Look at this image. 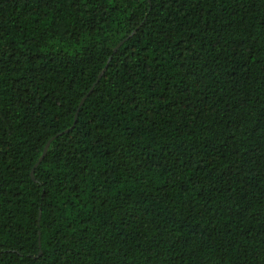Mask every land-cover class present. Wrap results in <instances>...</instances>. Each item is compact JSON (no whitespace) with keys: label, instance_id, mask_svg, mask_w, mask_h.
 <instances>
[{"label":"trees","instance_id":"trees-1","mask_svg":"<svg viewBox=\"0 0 264 264\" xmlns=\"http://www.w3.org/2000/svg\"><path fill=\"white\" fill-rule=\"evenodd\" d=\"M0 264H264V0H0Z\"/></svg>","mask_w":264,"mask_h":264},{"label":"water","instance_id":"water-1","mask_svg":"<svg viewBox=\"0 0 264 264\" xmlns=\"http://www.w3.org/2000/svg\"><path fill=\"white\" fill-rule=\"evenodd\" d=\"M83 101H84V100H83ZM48 146H49V144L46 145V147H45V149H44V154H43L42 158L45 156V154H46V152H47V150H48ZM42 158H41V159H42ZM33 171H34V170H33ZM32 173H33V172H32Z\"/></svg>","mask_w":264,"mask_h":264}]
</instances>
